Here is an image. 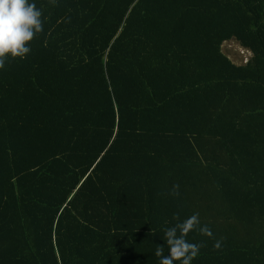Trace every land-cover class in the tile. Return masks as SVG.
Here are the masks:
<instances>
[{
    "label": "trees",
    "instance_id": "16d2710c",
    "mask_svg": "<svg viewBox=\"0 0 264 264\" xmlns=\"http://www.w3.org/2000/svg\"><path fill=\"white\" fill-rule=\"evenodd\" d=\"M29 2L44 30L0 69V264H159L174 213L214 234L192 264H264V0Z\"/></svg>",
    "mask_w": 264,
    "mask_h": 264
},
{
    "label": "clouds",
    "instance_id": "9594fccd",
    "mask_svg": "<svg viewBox=\"0 0 264 264\" xmlns=\"http://www.w3.org/2000/svg\"><path fill=\"white\" fill-rule=\"evenodd\" d=\"M50 2L56 5L57 0ZM42 15V10L29 0H0V69L5 68L9 57L24 59L31 52L29 44L44 30ZM179 188V184H174L170 194L179 196ZM173 219L177 223L163 230L168 254H164V244H160L154 254L160 258L159 264H176L177 261L180 264H192L205 244L189 242V233L198 231L208 237H213L214 234L207 225L201 226L199 213H194L183 221L180 220L179 213H174ZM223 239L221 237L216 240L213 247L221 249Z\"/></svg>",
    "mask_w": 264,
    "mask_h": 264
},
{
    "label": "rangeland",
    "instance_id": "374dc122",
    "mask_svg": "<svg viewBox=\"0 0 264 264\" xmlns=\"http://www.w3.org/2000/svg\"><path fill=\"white\" fill-rule=\"evenodd\" d=\"M225 51H227L230 56L236 60H239L238 53H246V50L243 49L238 43L235 41H229L224 45Z\"/></svg>",
    "mask_w": 264,
    "mask_h": 264
}]
</instances>
